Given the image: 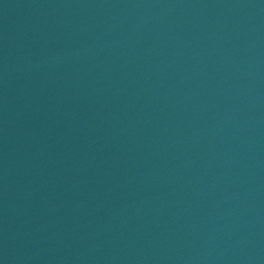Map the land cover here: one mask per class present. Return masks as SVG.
Instances as JSON below:
<instances>
[{"label": "water", "instance_id": "obj_1", "mask_svg": "<svg viewBox=\"0 0 264 264\" xmlns=\"http://www.w3.org/2000/svg\"><path fill=\"white\" fill-rule=\"evenodd\" d=\"M0 264H264V0H0Z\"/></svg>", "mask_w": 264, "mask_h": 264}]
</instances>
